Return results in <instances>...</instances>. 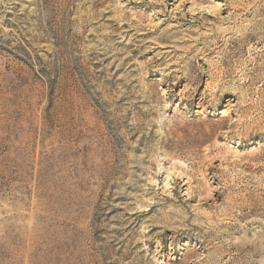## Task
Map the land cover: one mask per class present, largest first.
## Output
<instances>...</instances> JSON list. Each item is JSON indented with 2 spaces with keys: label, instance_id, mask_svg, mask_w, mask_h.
<instances>
[{
  "label": "rangeland",
  "instance_id": "1",
  "mask_svg": "<svg viewBox=\"0 0 264 264\" xmlns=\"http://www.w3.org/2000/svg\"><path fill=\"white\" fill-rule=\"evenodd\" d=\"M0 264H264V0H0Z\"/></svg>",
  "mask_w": 264,
  "mask_h": 264
}]
</instances>
